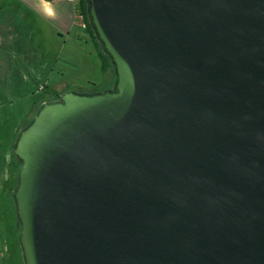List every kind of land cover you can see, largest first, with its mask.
<instances>
[{
	"label": "water",
	"instance_id": "1",
	"mask_svg": "<svg viewBox=\"0 0 264 264\" xmlns=\"http://www.w3.org/2000/svg\"><path fill=\"white\" fill-rule=\"evenodd\" d=\"M113 90L19 131L22 264H264V0H86Z\"/></svg>",
	"mask_w": 264,
	"mask_h": 264
},
{
	"label": "rangeland",
	"instance_id": "2",
	"mask_svg": "<svg viewBox=\"0 0 264 264\" xmlns=\"http://www.w3.org/2000/svg\"><path fill=\"white\" fill-rule=\"evenodd\" d=\"M52 48L55 49L51 43L47 54L35 57L39 60L22 64L20 60H7L9 56L3 51L0 35V264H22L8 196L9 188L12 189L11 162L16 135L48 102V90L90 96L113 90L115 83L112 65L105 73L100 71L96 48L87 37L71 53L69 48L61 53L56 48L58 60L50 64Z\"/></svg>",
	"mask_w": 264,
	"mask_h": 264
},
{
	"label": "crops",
	"instance_id": "3",
	"mask_svg": "<svg viewBox=\"0 0 264 264\" xmlns=\"http://www.w3.org/2000/svg\"><path fill=\"white\" fill-rule=\"evenodd\" d=\"M78 29L84 31L74 24L73 6L68 0H0V35L7 60L22 64L39 60L35 57L47 54L51 43L58 52L69 48L71 53L87 37ZM55 49L50 64L58 60Z\"/></svg>",
	"mask_w": 264,
	"mask_h": 264
},
{
	"label": "trees",
	"instance_id": "4",
	"mask_svg": "<svg viewBox=\"0 0 264 264\" xmlns=\"http://www.w3.org/2000/svg\"><path fill=\"white\" fill-rule=\"evenodd\" d=\"M47 1H51V0H47ZM76 8L78 9V11L80 13H82V15L84 17V20L86 23V29L84 30L85 34L88 37V39L94 44V46L96 48L97 55H98L99 60H100V71L102 73H105L107 68L110 67L112 64H111L109 56L103 51L102 46H101L100 42L98 41L92 26L90 25V23L88 21L87 1L86 0H77L76 1ZM43 88H44V86L42 87V89ZM49 93L51 95H53V93L55 94V91L53 89H50V90H48V94ZM19 166H20V162L13 154V160L11 162V176H12V178H11V182H10V186L12 185L11 186L12 189L9 188L8 196L10 199V203H11L10 206H11L14 218H15V224H16V228L18 231L17 239H16L17 243H18V237H19V222H18V219H17L16 214H15V207H14L12 192L15 189L16 184H17V173H18ZM18 247H19V244H18ZM19 250H20V247H19ZM20 256H21V253H20Z\"/></svg>",
	"mask_w": 264,
	"mask_h": 264
},
{
	"label": "built area",
	"instance_id": "5",
	"mask_svg": "<svg viewBox=\"0 0 264 264\" xmlns=\"http://www.w3.org/2000/svg\"><path fill=\"white\" fill-rule=\"evenodd\" d=\"M72 6H73V12H74V24L79 27L80 29H84L86 27V23L84 20V17L82 13L78 11L76 8V1L77 0H68Z\"/></svg>",
	"mask_w": 264,
	"mask_h": 264
},
{
	"label": "flooded vegetation",
	"instance_id": "6",
	"mask_svg": "<svg viewBox=\"0 0 264 264\" xmlns=\"http://www.w3.org/2000/svg\"><path fill=\"white\" fill-rule=\"evenodd\" d=\"M55 91V90H54ZM61 94L57 93L55 91V94L53 93V95H51L49 93V96L47 97L48 99V102L47 103H51V102H56V101H59V97H60Z\"/></svg>",
	"mask_w": 264,
	"mask_h": 264
}]
</instances>
